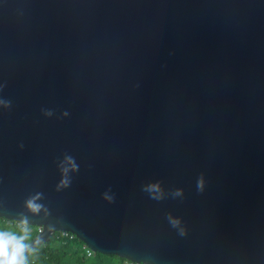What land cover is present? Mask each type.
<instances>
[{"label":"water","instance_id":"obj_1","mask_svg":"<svg viewBox=\"0 0 264 264\" xmlns=\"http://www.w3.org/2000/svg\"><path fill=\"white\" fill-rule=\"evenodd\" d=\"M0 217L264 264V0H0Z\"/></svg>","mask_w":264,"mask_h":264},{"label":"trees","instance_id":"obj_2","mask_svg":"<svg viewBox=\"0 0 264 264\" xmlns=\"http://www.w3.org/2000/svg\"><path fill=\"white\" fill-rule=\"evenodd\" d=\"M3 219L10 222L6 227L17 235L22 234L19 227L21 225L28 230L27 239L24 241L26 244L39 233L37 226ZM2 230L3 227H0V231ZM25 256L28 264H122L127 260L113 254L99 252L89 255L85 244L75 234L62 235L59 231L53 233L48 243L37 246L25 253Z\"/></svg>","mask_w":264,"mask_h":264},{"label":"clouds","instance_id":"obj_3","mask_svg":"<svg viewBox=\"0 0 264 264\" xmlns=\"http://www.w3.org/2000/svg\"><path fill=\"white\" fill-rule=\"evenodd\" d=\"M9 223L0 218V227H3L0 231V264H28L24 254L27 248L24 241L27 239L28 230L21 225L19 227L22 234L17 235L6 227Z\"/></svg>","mask_w":264,"mask_h":264},{"label":"built area","instance_id":"obj_4","mask_svg":"<svg viewBox=\"0 0 264 264\" xmlns=\"http://www.w3.org/2000/svg\"><path fill=\"white\" fill-rule=\"evenodd\" d=\"M42 230V228L41 227H39V231H41ZM62 235H68V234H70V232H67V231H59ZM72 235H74L73 233H71ZM86 246V245H85ZM86 248H87V253L89 254V255H91L94 251L91 249V248H89L88 246H86ZM122 264H138L137 262H135V261H132V260H129V259H127L126 261H124Z\"/></svg>","mask_w":264,"mask_h":264}]
</instances>
